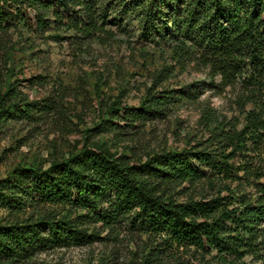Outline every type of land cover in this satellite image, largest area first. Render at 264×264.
Returning a JSON list of instances; mask_svg holds the SVG:
<instances>
[{
  "label": "trees",
  "instance_id": "obj_1",
  "mask_svg": "<svg viewBox=\"0 0 264 264\" xmlns=\"http://www.w3.org/2000/svg\"><path fill=\"white\" fill-rule=\"evenodd\" d=\"M98 4L0 0V39L22 26L45 31L65 22L87 36H112ZM112 10L116 19H137L145 40L170 43L181 55L196 53L209 60L228 83L250 64L255 72L243 83L258 108L247 112L241 130L213 131V141L205 147L163 150L130 163L126 155L93 146L46 169L17 167L0 178V210L17 216L53 209L41 218L0 224V262L89 245L101 236L86 225L114 228L128 221L141 233L163 237L168 247L195 248L217 264H247V256L253 264H264V97L258 93L264 82V0H117ZM173 99L159 93L149 94L138 107L112 103L107 109L112 116L101 121L97 132L163 118ZM1 100L0 112L10 117L31 119L43 110L40 101L24 102L13 83ZM219 182L225 183L227 195L221 190L179 202L171 194L185 183L215 187Z\"/></svg>",
  "mask_w": 264,
  "mask_h": 264
},
{
  "label": "rangeland",
  "instance_id": "obj_2",
  "mask_svg": "<svg viewBox=\"0 0 264 264\" xmlns=\"http://www.w3.org/2000/svg\"><path fill=\"white\" fill-rule=\"evenodd\" d=\"M99 1L101 21L109 20L106 29L112 36H87L65 22L45 31L22 26L0 39V111L5 102L1 99L12 83L24 102L40 101L43 108L31 119L0 112V178L17 167L46 169L85 147L104 146L118 156L126 155L130 163L163 150L205 147L211 145L213 131L241 130L247 112L258 108L249 101L251 92L243 83L255 72L250 64L228 83L199 54L186 57L170 43L147 41L140 36L137 19L114 18L117 0ZM29 15L33 20L34 13ZM261 88L258 93L264 97V82ZM159 93L175 97L163 118L97 132L101 121L112 116L107 110L112 103L138 107L149 94ZM225 183L215 187L185 183L171 194L179 202L200 199L203 194L212 197L221 190L224 196L228 194ZM52 209H30L17 216L0 210V224L41 218ZM86 227L101 238L89 245L55 248L0 264H217L195 248L168 247L163 237L141 233L128 221L114 228L96 222ZM245 260L253 264L251 256Z\"/></svg>",
  "mask_w": 264,
  "mask_h": 264
}]
</instances>
